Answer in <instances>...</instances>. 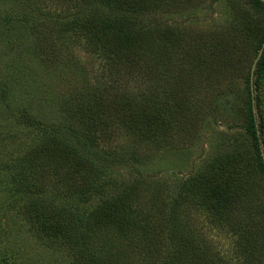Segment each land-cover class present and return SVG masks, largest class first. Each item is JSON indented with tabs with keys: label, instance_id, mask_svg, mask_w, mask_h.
I'll use <instances>...</instances> for the list:
<instances>
[{
	"label": "trees",
	"instance_id": "obj_1",
	"mask_svg": "<svg viewBox=\"0 0 264 264\" xmlns=\"http://www.w3.org/2000/svg\"><path fill=\"white\" fill-rule=\"evenodd\" d=\"M249 1L236 12L245 43L211 41L203 63L192 53L198 35L154 19L166 12L162 0H27L41 67L70 65L88 81L61 95L58 119L24 108L12 115L26 130L4 127L8 137L31 139L5 170L14 193L29 198L20 212L45 249L71 264H264V195L252 180H264V2ZM188 52L223 78L251 57L242 113L251 149L219 154L169 185L137 168L149 161L145 150L167 152L175 132L191 125L183 101L166 92L176 54ZM202 223L227 239L225 254L212 249ZM0 253V264L29 260Z\"/></svg>",
	"mask_w": 264,
	"mask_h": 264
},
{
	"label": "rangeland",
	"instance_id": "obj_2",
	"mask_svg": "<svg viewBox=\"0 0 264 264\" xmlns=\"http://www.w3.org/2000/svg\"><path fill=\"white\" fill-rule=\"evenodd\" d=\"M162 1L167 3L166 12L159 16L158 13L154 14V19L192 33L196 38L198 35L199 40L194 41L192 53L196 59L200 57L203 63L205 57L210 58L209 47H206L211 41L220 44L246 41L237 27L236 12L247 11L249 0ZM26 4L27 0H0V252L9 250L29 259L18 258L21 264H71L65 253L45 249L29 231L20 212L29 198L14 193L13 186L9 184L8 170H5L11 167L12 163L9 168H5V164L16 157L21 142L31 140L26 136L17 138L6 135L8 131L4 127L8 124L16 125L18 127L15 129L22 131L28 127L24 120L20 123L14 118L17 114L12 113L25 108L43 121L56 120L59 118L57 107L62 102L61 95L84 88L88 83L85 73L78 76L77 69L73 73L75 70L70 65L51 69L41 67L36 59L35 38L29 17L23 16L24 13L34 15L28 11ZM58 10H53V13ZM7 17H11V23L7 22ZM207 39L210 41L203 44ZM202 45L204 51L199 53ZM192 53L188 52L182 57L176 54V64L166 89L170 98L183 101L185 111L182 119L191 125L175 132L174 147L167 152L145 150L149 161L137 168H143L144 175L155 176L169 185L196 174L207 163L215 161L219 154L234 148L251 149L242 131L245 76L251 57L243 58L242 70L234 72L230 78L228 75L223 78L216 73H206L204 66L190 56ZM261 101L264 109V90ZM254 112L257 116L255 101ZM20 133L25 135V132ZM252 180L259 194L264 195V180L256 177H252ZM49 198L56 204L63 202ZM201 225L206 229L204 235L211 239L212 249L225 254L222 251L228 250L227 239L222 234H218L222 235L219 238L211 235L206 232L207 225ZM13 260L16 263L17 258L13 257Z\"/></svg>",
	"mask_w": 264,
	"mask_h": 264
},
{
	"label": "water",
	"instance_id": "obj_3",
	"mask_svg": "<svg viewBox=\"0 0 264 264\" xmlns=\"http://www.w3.org/2000/svg\"><path fill=\"white\" fill-rule=\"evenodd\" d=\"M261 1L264 2V0H261ZM263 47H264V44H263ZM258 53H259V54H258V56L256 57V59H255V61H254V63H253V67H252V70H251V73H252V74H253V71H254V69H255L256 63H257L259 57L261 56L262 49H261ZM252 74H251V75H252Z\"/></svg>",
	"mask_w": 264,
	"mask_h": 264
}]
</instances>
